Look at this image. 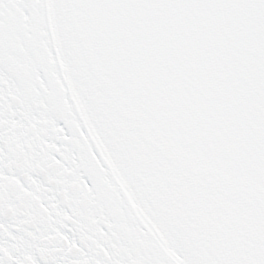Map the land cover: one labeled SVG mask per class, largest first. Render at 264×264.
I'll use <instances>...</instances> for the list:
<instances>
[{
  "label": "snow or ice",
  "instance_id": "1",
  "mask_svg": "<svg viewBox=\"0 0 264 264\" xmlns=\"http://www.w3.org/2000/svg\"><path fill=\"white\" fill-rule=\"evenodd\" d=\"M0 264H264V0H0Z\"/></svg>",
  "mask_w": 264,
  "mask_h": 264
}]
</instances>
